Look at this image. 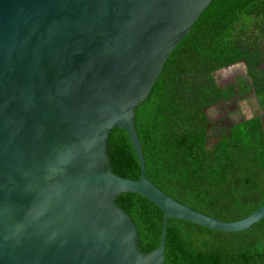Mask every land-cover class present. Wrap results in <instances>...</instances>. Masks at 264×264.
<instances>
[{
	"label": "water",
	"instance_id": "obj_1",
	"mask_svg": "<svg viewBox=\"0 0 264 264\" xmlns=\"http://www.w3.org/2000/svg\"><path fill=\"white\" fill-rule=\"evenodd\" d=\"M211 1L0 0V264H164L168 218L237 232L264 217L263 205L216 219L145 174L134 111L143 117L169 54ZM118 128L138 179L114 173L106 140ZM124 192L162 210L155 249L138 244Z\"/></svg>",
	"mask_w": 264,
	"mask_h": 264
},
{
	"label": "trees",
	"instance_id": "obj_2",
	"mask_svg": "<svg viewBox=\"0 0 264 264\" xmlns=\"http://www.w3.org/2000/svg\"><path fill=\"white\" fill-rule=\"evenodd\" d=\"M245 61V76L219 84L217 71ZM255 98L264 109V0H212L176 45L152 87L135 126L145 174L174 199L223 221L264 205V125L242 117L218 130L208 111ZM114 173L138 179L140 167L123 128L106 140ZM118 201L139 227L137 242L155 249L163 212L135 192ZM164 264H264V217L228 232L168 218Z\"/></svg>",
	"mask_w": 264,
	"mask_h": 264
},
{
	"label": "rangeland",
	"instance_id": "obj_3",
	"mask_svg": "<svg viewBox=\"0 0 264 264\" xmlns=\"http://www.w3.org/2000/svg\"><path fill=\"white\" fill-rule=\"evenodd\" d=\"M238 66V65H237ZM237 75H243L244 74V67L239 66L238 70L234 72ZM226 76V77H224ZM216 77L218 79L219 84H223L225 79H227V74L223 73L222 70L217 71ZM252 97H249V99ZM249 103L246 101H235V102H229L227 104H219L215 105L208 111L209 118L211 122L214 124L215 120L224 118V115L222 116L223 112H228V116L230 118L229 122H223L225 123V126H228L233 121H238L242 117H249L248 115H251L252 113H255L257 110L255 108L249 109ZM250 110H252V113H250ZM230 113V114H229Z\"/></svg>",
	"mask_w": 264,
	"mask_h": 264
},
{
	"label": "flooded vegetation",
	"instance_id": "obj_4",
	"mask_svg": "<svg viewBox=\"0 0 264 264\" xmlns=\"http://www.w3.org/2000/svg\"><path fill=\"white\" fill-rule=\"evenodd\" d=\"M238 76H245V69H244V74L243 75H237V74H232L230 77H229V82H232V81H234V80H236V78L238 77ZM228 83V82H227ZM236 100H232V101H230V102H235ZM252 109V108H251ZM257 110V109H256ZM250 113H252V110H250ZM230 114V113H229ZM224 115V118H222V119H217V120H215V122H214V124H213V126H215V128H216V130H218L222 125H224L225 123L223 122V120L225 121V122H229V120H230V118H229V116H228V112H223L222 113V116ZM249 117H251V116H259L260 118H261V121H262V123H263V121H264V109H262V110H257L255 113H252L251 115H248ZM233 122H236V121H233ZM232 123V122H231ZM230 123V124H231ZM229 124V125H230Z\"/></svg>",
	"mask_w": 264,
	"mask_h": 264
},
{
	"label": "crops",
	"instance_id": "obj_5",
	"mask_svg": "<svg viewBox=\"0 0 264 264\" xmlns=\"http://www.w3.org/2000/svg\"><path fill=\"white\" fill-rule=\"evenodd\" d=\"M238 65V66H237ZM239 66H242V67H244V69H245V64L244 63H240V62H238V63H236V64H233L232 66H229V67H226V68H223V69H221L222 70V72L223 73H226L227 74V79H225V81L223 82V84H225V83H227V82H229V77L232 75V74H234V72L235 71H237L238 70V67ZM224 77H226V76H224ZM242 101L244 102V101H246V102H248L249 103V109H251V108H255V109H257V110H262V108L260 107V105H259V103H258V101L255 99V98H243L242 99ZM263 125H264V121H263Z\"/></svg>",
	"mask_w": 264,
	"mask_h": 264
}]
</instances>
